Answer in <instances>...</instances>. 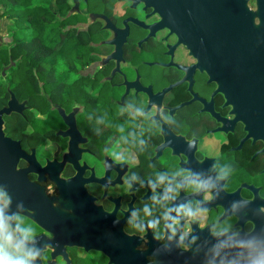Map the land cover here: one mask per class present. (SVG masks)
Listing matches in <instances>:
<instances>
[{"label":"flooded vegetation","instance_id":"1","mask_svg":"<svg viewBox=\"0 0 264 264\" xmlns=\"http://www.w3.org/2000/svg\"><path fill=\"white\" fill-rule=\"evenodd\" d=\"M30 1L27 19L21 9L8 17L0 5V41L5 31L7 48L15 31L30 40L27 59L19 53L6 63L0 53V109L15 99V109L2 113L3 129L20 153L17 171H4L0 182L14 206L23 200L35 209L39 236L65 242L54 264H148L156 243L149 234L147 250L138 251L143 243L124 224L125 210L148 194L126 192L129 168L144 176L150 163L172 168L188 159L207 167L219 159L235 168L226 199L264 195V0ZM128 99L154 101L178 127L152 141L151 159L140 154L106 173L103 148L126 122L120 112ZM98 116L107 126L96 124ZM50 184L56 196L44 195ZM116 216L121 222L113 225ZM186 255L158 260L184 264Z\"/></svg>","mask_w":264,"mask_h":264},{"label":"clouds","instance_id":"2","mask_svg":"<svg viewBox=\"0 0 264 264\" xmlns=\"http://www.w3.org/2000/svg\"><path fill=\"white\" fill-rule=\"evenodd\" d=\"M120 115L126 122L115 126L114 140L103 148L106 173L128 166L140 154L151 159L152 141L178 127L176 117L154 101L149 106L125 100ZM95 122L107 126L104 116ZM194 147L193 141H186V151ZM199 163L183 159L172 168L150 163L151 171L144 176L129 168L123 178L126 192L132 195L144 188L148 194L140 206L125 210L128 237L139 238L143 247L138 251L145 252L151 235L156 247L147 256L148 264H160L158 257L173 252L187 254L184 264H264V195L253 200L231 194L233 198L226 199L234 165L219 159L207 167H198ZM111 183V177L104 178L106 190ZM8 187L0 182V264H43L45 251L55 250L51 237L41 242L34 227L35 209L23 200H17L13 209ZM44 195L56 196L55 188L48 185ZM219 202H224L223 211L209 220L210 209ZM59 203L54 199L51 205L57 208ZM120 222V216L113 219V225Z\"/></svg>","mask_w":264,"mask_h":264},{"label":"water","instance_id":"3","mask_svg":"<svg viewBox=\"0 0 264 264\" xmlns=\"http://www.w3.org/2000/svg\"><path fill=\"white\" fill-rule=\"evenodd\" d=\"M15 109V99L12 98L8 101V104L0 109V176L3 175V172H12L16 171V164L18 161V157L20 155L19 153V147L18 144L13 141L11 138L7 137L5 135L4 129H3V120H2V113L8 114L11 110ZM1 180V179H0ZM15 208L13 204V209ZM39 239L41 242H44L46 239H43L41 236H39ZM54 251L51 253V258L48 260L49 264H54V258L56 255L61 254V251L64 250V243L62 242L60 237L55 234L54 237H51ZM55 242H58V245H55ZM69 245H77L76 243H69ZM65 251V250H64ZM65 260L68 262L69 259L65 257Z\"/></svg>","mask_w":264,"mask_h":264},{"label":"trees","instance_id":"4","mask_svg":"<svg viewBox=\"0 0 264 264\" xmlns=\"http://www.w3.org/2000/svg\"><path fill=\"white\" fill-rule=\"evenodd\" d=\"M5 5L3 9H5L8 13V17H12L15 13L16 10L21 9L24 11L22 13L23 17L27 19V16H29L32 13V10L30 8L31 1L30 0H9L6 2L1 3L0 5ZM1 8H0V14H1ZM12 33V32H11ZM11 40H10V45L9 48L5 46V44L1 43L0 44V53L5 55L6 63L8 60H14L19 53L22 54L23 58H29V45H30V40H26L25 38L23 39H18L17 32H13L11 34ZM42 34L38 36V41L41 42ZM18 40L21 42V44H18ZM1 66V63H0Z\"/></svg>","mask_w":264,"mask_h":264},{"label":"rangeland","instance_id":"5","mask_svg":"<svg viewBox=\"0 0 264 264\" xmlns=\"http://www.w3.org/2000/svg\"><path fill=\"white\" fill-rule=\"evenodd\" d=\"M10 28H12V27L10 26ZM5 32L7 33V35H5ZM5 32H3V34L1 35L2 39L0 41V44L1 43H7L8 44V42H6V41H7V39H9V33L7 31H5ZM61 69H62V67L58 64L57 65V72H60ZM1 77L4 78L3 76H1ZM9 78H7V79L9 80ZM3 82H4V80H1L0 84H3ZM83 263L84 264H94V260L93 259H84Z\"/></svg>","mask_w":264,"mask_h":264}]
</instances>
